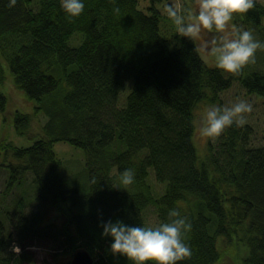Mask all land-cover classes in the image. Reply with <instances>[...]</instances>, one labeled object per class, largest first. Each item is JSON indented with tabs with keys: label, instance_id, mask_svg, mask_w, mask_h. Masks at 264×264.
Wrapping results in <instances>:
<instances>
[{
	"label": "trees",
	"instance_id": "trees-1",
	"mask_svg": "<svg viewBox=\"0 0 264 264\" xmlns=\"http://www.w3.org/2000/svg\"><path fill=\"white\" fill-rule=\"evenodd\" d=\"M61 2L17 0L9 7L10 0H0V126L12 125L18 135L33 122L38 129L28 145L0 140L7 186L30 172L36 204L26 211L19 199L7 214L8 229L0 218V264L31 262L28 246L50 231L71 250L84 245L95 264H131L112 253L101 225L155 227L173 208L192 224L184 240L193 254L178 264L226 257L228 264H264V144L252 142L248 122L208 139L202 154L194 140V110L196 116L200 106H221V93L234 82L264 97V50L231 74L194 50L199 41L178 35L170 48L155 6L146 12L138 0H82L81 15L70 18ZM231 22L263 31L264 3L256 0ZM7 78L34 101L31 111L11 105ZM56 141L84 151L81 171L62 172ZM125 169L135 172L132 185L121 183ZM79 173L83 187L68 185ZM48 208L57 221H47ZM149 209L156 224L147 221Z\"/></svg>",
	"mask_w": 264,
	"mask_h": 264
},
{
	"label": "clouds",
	"instance_id": "clouds-1",
	"mask_svg": "<svg viewBox=\"0 0 264 264\" xmlns=\"http://www.w3.org/2000/svg\"><path fill=\"white\" fill-rule=\"evenodd\" d=\"M16 3L17 0H10L8 6L13 7ZM196 3V13L177 4L166 6L165 11L176 26L177 34L192 42L199 41L194 50L214 57L217 68L224 72L239 74L246 65L254 64L257 50H264V42L256 39L251 31L229 29L233 16L256 8V0H196ZM61 7L70 18H76L83 12L84 3L82 0H62ZM113 12L119 14V7ZM213 29L220 35H210ZM252 111V103L246 100H238L231 106H211L206 110L200 134L214 138L234 124L242 127L247 122L246 114ZM134 182L135 172L125 169L121 173V183L132 185ZM101 227L103 235L113 239L112 253L126 256L131 264H178L193 254L191 246L184 240L192 224L174 208L169 210L168 220L155 227H132L120 220H109ZM11 250L20 253L15 245Z\"/></svg>",
	"mask_w": 264,
	"mask_h": 264
},
{
	"label": "rangeland",
	"instance_id": "rangeland-1",
	"mask_svg": "<svg viewBox=\"0 0 264 264\" xmlns=\"http://www.w3.org/2000/svg\"><path fill=\"white\" fill-rule=\"evenodd\" d=\"M264 2V0H260ZM167 3L181 5L184 10L189 7L193 13L197 11V3L196 0H138V6L144 9L146 12H150L151 9L148 6H155L159 10L158 22L160 32L166 38L169 47L174 48L179 43L178 34L176 32V26L173 21L167 16L165 8ZM230 29H236L235 25L230 22ZM239 30H248L251 31L254 37L261 42H264L261 35H264V30L259 31L255 27H251L248 24L240 23ZM227 34V33H224ZM261 34V35H260ZM210 35H220L215 33V29H213L212 34ZM257 53L262 54V50H257ZM202 56V54H201ZM204 60L208 64H212V58L209 55H204ZM4 88L9 93L11 98V105L13 107H21L24 110L31 111L33 109L34 101L29 99L27 95L21 90L16 89L12 83V80L7 78L4 83ZM128 89L124 88L118 96V103L120 99L124 100L126 91ZM221 98L223 99L221 102V106H231L236 103L238 100H246L253 105V111L251 113L246 114V120L253 127L252 134V142L254 144H264V97L258 94H250L247 93L246 89L240 86L238 82H234L233 85L221 93ZM10 105L9 107L13 108ZM205 105V104H204ZM214 105L209 104L204 107H199L196 111L195 122V142L196 147L199 154H202V150L204 151L205 144L208 139L215 141L216 137L208 138L202 137L200 134V129L204 126V117L206 115V110ZM7 122V121H6ZM1 124H4L5 121L0 120ZM9 123V122H8ZM37 125L35 122L32 123L31 127L28 130V133L25 135H18L13 126L9 125L4 128L0 126V140H7L15 143L16 145H28L32 142L33 138L30 137L33 135L35 131H37ZM5 133L3 134L2 132ZM2 133V134H1ZM54 150L57 152V155L62 160L61 170L62 172L69 171L71 174H75L82 170L84 167L85 156L84 151L74 146L66 141H56L54 143ZM8 176V168L0 165V216L3 219L5 226L10 228L9 222L7 220V214L13 211L16 207L17 201L22 199L24 202V210L33 209L36 206L35 202L31 200L32 196V174L30 172L25 173V178L22 181H17L9 186H7L6 179ZM85 177L82 173L76 174L70 178L67 182L68 185H76L79 188L83 187V182ZM152 183L156 187H160L161 183L157 182L153 176L151 178ZM147 221L150 224H156L154 221V213L149 209L145 212ZM47 221H57L56 210L54 208H48L46 211ZM7 217V218H6ZM50 228H53L51 225ZM49 229V228H48ZM50 235L46 236V238L36 239V244L28 246L27 250L31 253V262H27V264H65L67 260L70 258L71 248L67 245H62L60 239L55 238V231L48 232ZM61 243V245H60ZM16 246V245H15ZM13 247V246H12ZM227 252V251H226ZM223 251V257L228 256L227 253ZM230 257V256H229ZM229 259L226 257L222 262H217L216 264H228Z\"/></svg>",
	"mask_w": 264,
	"mask_h": 264
},
{
	"label": "water",
	"instance_id": "water-1",
	"mask_svg": "<svg viewBox=\"0 0 264 264\" xmlns=\"http://www.w3.org/2000/svg\"><path fill=\"white\" fill-rule=\"evenodd\" d=\"M68 264H95L93 257L85 246L76 247Z\"/></svg>",
	"mask_w": 264,
	"mask_h": 264
},
{
	"label": "bare ground",
	"instance_id": "bare-ground-1",
	"mask_svg": "<svg viewBox=\"0 0 264 264\" xmlns=\"http://www.w3.org/2000/svg\"><path fill=\"white\" fill-rule=\"evenodd\" d=\"M258 1H260V0H258ZM260 2H262V1H260ZM264 3V2H263ZM159 18V17H158ZM159 20V19H158ZM158 24H159V22H158ZM179 44V43H178ZM177 44V45H178ZM243 71L245 70V69H242ZM232 74V73H231ZM236 82H238V81H236ZM239 83V82H238ZM240 84V83H239ZM240 86H242L241 84H240ZM243 87V86H242ZM244 88V87H243ZM246 89V88H245ZM247 91V90H246ZM247 93H250V92H248L247 91ZM250 94H253V93H250ZM255 94V93H254ZM194 117H195V110H194ZM195 124H196V122H195ZM32 137V136H31ZM33 138V137H32ZM194 140H195V134H194ZM206 145V144H205ZM206 147V146H205ZM204 150H205V148H204ZM1 218V217H0ZM2 219V218H1ZM3 220V219H2ZM8 220V219H7ZM16 246H18L17 244H15ZM14 246V245H13ZM79 246H84V245H79ZM19 247V246H18ZM76 247H78V246H76ZM75 247V248H76ZM74 248V249H75ZM19 249H20V247H19ZM73 249V250H74ZM21 250V249H20ZM73 250H71V252H70V258H71V256H72V252H73ZM89 251V250H88ZM91 254V253H90ZM92 256V255H91ZM93 257V256H92ZM70 258H69V260H70ZM69 260H68V263H69ZM93 260H94V258H93ZM94 263H95V261H94Z\"/></svg>",
	"mask_w": 264,
	"mask_h": 264
}]
</instances>
